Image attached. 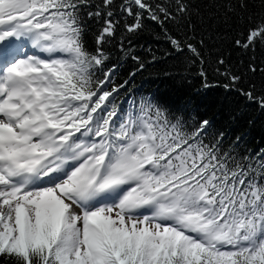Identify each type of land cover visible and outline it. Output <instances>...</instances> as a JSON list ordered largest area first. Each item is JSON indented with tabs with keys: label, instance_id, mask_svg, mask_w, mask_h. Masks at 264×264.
I'll list each match as a JSON object with an SVG mask.
<instances>
[{
	"label": "snow or ice",
	"instance_id": "snow-or-ice-1",
	"mask_svg": "<svg viewBox=\"0 0 264 264\" xmlns=\"http://www.w3.org/2000/svg\"><path fill=\"white\" fill-rule=\"evenodd\" d=\"M146 22L191 63L264 47V0H0V264H264V150L155 96L117 102L135 72L118 81L106 46ZM213 62L264 110L240 88L264 64Z\"/></svg>",
	"mask_w": 264,
	"mask_h": 264
},
{
	"label": "trees",
	"instance_id": "trees-1",
	"mask_svg": "<svg viewBox=\"0 0 264 264\" xmlns=\"http://www.w3.org/2000/svg\"><path fill=\"white\" fill-rule=\"evenodd\" d=\"M146 25L143 31L123 36L127 51L122 52L119 48L122 40L120 30L112 43L106 46L111 55L110 63L117 66L118 81L129 79L130 74L135 72L127 92L122 91L117 102L121 103L137 94L155 96L173 108H186L190 125L201 119L209 120V136L222 132L224 144L229 147L235 145L238 152L254 155L264 150V110L246 99L236 87L226 89L228 81L215 71L217 66L213 62L217 55L223 54L232 71L245 73L253 56L256 64H264V47L257 46L254 53L231 50L229 58L230 45L226 40L208 42L203 49L204 61L191 63L188 53L181 54L169 47L160 28L150 22H146ZM95 30L96 26L93 25L88 36L89 47L95 46ZM169 32L179 34L171 25ZM133 55L138 56L139 60L132 59ZM139 64L144 67L140 69ZM202 67L210 85L207 88L200 75ZM252 83L259 94L264 90V75L259 72L255 75L245 73L240 88L248 89Z\"/></svg>",
	"mask_w": 264,
	"mask_h": 264
}]
</instances>
